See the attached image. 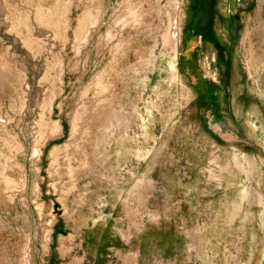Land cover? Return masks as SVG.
<instances>
[{"label": "rangeland", "instance_id": "rangeland-1", "mask_svg": "<svg viewBox=\"0 0 264 264\" xmlns=\"http://www.w3.org/2000/svg\"><path fill=\"white\" fill-rule=\"evenodd\" d=\"M180 2L174 13L168 0H104L76 56L77 25L100 0H0V264H264V142L241 127L264 129V0ZM128 10L137 28L100 43ZM174 14L176 69L157 61L125 77L139 61L125 41L146 36L159 60ZM238 90L249 125L228 111ZM109 110L127 122L96 147ZM53 121L63 134L51 136Z\"/></svg>", "mask_w": 264, "mask_h": 264}, {"label": "bare ground", "instance_id": "bare-ground-1", "mask_svg": "<svg viewBox=\"0 0 264 264\" xmlns=\"http://www.w3.org/2000/svg\"><path fill=\"white\" fill-rule=\"evenodd\" d=\"M94 1L97 2L99 0H94ZM175 1L176 0H168V6L172 9V11H174V13L176 12L175 11L176 9L180 10V6H178L177 8L175 7V9H174V2ZM180 1L181 0H179V3H181ZM103 2H104V0H100V4H98V6L95 7V8H98V11H96V15L95 16H90L89 20H85V21L88 22V26H89L88 28L85 29L86 26L84 27L83 25H81V22L79 23V25H77L75 33L77 34L76 36H78V40H77V42L75 44V47L73 49L74 53L76 54V56H78L80 54L81 50L84 47H86V46H88L90 44V40L92 38L93 31L95 29L99 28V26L101 25L100 18L102 17V15L104 13ZM71 9H72V7H71ZM52 11L56 12L55 10H52ZM127 12L128 13H126V15H127L128 18H124V19L122 18L123 20H120L121 22L117 21L118 19H114L111 22V24L108 25V27L106 28V31L101 36L100 43L102 42V44H105V45H108L109 43L112 44L113 39L116 37L115 36V34H116V30L115 29L117 28L116 26H118V29L120 30V32H122L125 28H132V29H136L137 28L136 26H138L140 24V22H141L140 15L136 14L135 12H133L131 10H128ZM71 14H72V10L71 11L70 10H65L64 11V15H62V17H63L62 21L64 23L65 30L71 29ZM87 16H89V15H87ZM57 18H58V16H57ZM173 19H174V21H176L175 23H172ZM176 19H177V17L174 14L173 17L169 20V23H168L166 29L164 30V33L161 35L162 45H161V50L159 52V54H160V59L159 60H158L159 57H157V58L155 57V52H154V48L156 47L155 44L147 45V41H146L147 37L146 36L143 35V39H142L143 40L142 42L144 43L143 46H141L142 42L140 43L139 42L140 40L139 39H135L134 37H131V38L127 39L125 41V43H124V41L122 40L121 37L119 38L121 41H123L125 46L128 48V51H133L134 54H136L137 60H139L136 64H134L132 66L130 65V66L127 67L126 71H124V76L125 77H126L127 73L129 74L128 75L129 79H132V80L137 78L138 75L142 76L141 74L144 75L145 73L149 72V70L154 66V63L157 62V61L158 62L162 61L163 63H166V66L169 65V69H171V71L176 69V67H175L176 63H174V61H173L174 58H172V56L175 53V51L178 49V43L180 42V40L182 38L181 37V32L178 29V27H179V23L178 22L179 21L177 22ZM141 29H142V27H141ZM145 30L148 31L149 33H151V31H150L151 29L150 28L146 27ZM150 39H151V37H150ZM212 41H213V39H212ZM212 41H204L203 40V43L201 44V48H202V52L205 54V57L209 56L211 53H213L214 54V62H216L215 58L217 59V53L215 52V50H213V48L216 47V46H215V43H213ZM230 56H231L230 57V61L232 62V59H233L232 53H231ZM205 66L206 67L204 69L206 70V72H209L208 71V64H205ZM229 66H230V64H229ZM58 67H59L60 73L62 74L63 73V61H60L58 63ZM164 68H165V66H164ZM122 72L123 71H121V73ZM121 73L120 74L118 73L119 76L121 75ZM101 78L102 77H100V79ZM102 80H97L98 82H97L96 87L99 89V92L104 93V92L107 91V89L104 88ZM213 81L214 82L210 83V90L213 91V93L216 96L214 98L215 99V103H216L217 109H218V111H219V113H220V115H221V117H222V119L224 121L227 118H225L226 115L223 112L224 108L222 107V105L225 106V104H223V102H224L223 99H225V96H224L222 90L220 89L221 80L219 79V81L216 82V77L213 76ZM239 90L236 92V94L234 96H232V94L230 93V101H229V104H228L229 105V108H228L229 110L228 111H229V114H230V116L232 117V119L234 121H235V116H233V115H238L240 117L242 116V118H244V121L246 122V124L249 125L250 121H249V123H247L248 119H247V116H244L243 109H240L241 107L239 108L240 104L242 103V102L240 103L241 100H240V96L238 95ZM110 102L107 101V100L106 101H102L101 102V107L104 106L103 109H107V107L110 104ZM51 106H52V101L49 104L50 111H51ZM226 114H227V112H226ZM251 115L252 114L250 113V116ZM77 119H79L78 118V114L76 115V112H75L70 117V120H69V121H71V125H72L71 126V134H70L71 138L74 137V135L77 132V128H78V125L76 123ZM107 119H110V120H107ZM237 121H235L236 125L238 123ZM126 122H127V119H123L122 118L120 120L119 118L118 119L115 118V114L111 110H109V113H107L104 116V122L103 123H105V124H103L104 125L103 129H104L105 134H100V137L98 138V140L96 142V147L98 145H100L102 142H106L105 140H106V138H108L107 137L108 136L107 131H109L108 130L109 128H110L109 132L113 136V131L118 129L120 126H124L123 124H126ZM242 124H243V122H242ZM241 127H243L242 131H244L246 137L247 136L249 137L250 135H251V137H255L256 134H258V132H259L260 135L258 136V138L263 139V142H264V138H263L264 137V135H263L264 134V129H262L263 127H261V126L253 127V130L250 129L251 131L247 127H245L243 125ZM52 128H53V132L51 133V136H55V135H58V134H63V127L57 121H53L52 122ZM239 130H241V128H239ZM261 135H263V136L261 137ZM233 137H234V139H236L235 136H233ZM124 147H125V145H124ZM32 151H33L32 154H37V152H38L36 149H33ZM103 153H105V152H103ZM133 153H135V152H133ZM97 154H98V152H96V149H93V153H92L93 158L96 157ZM136 154H138V153H136ZM104 159L105 158H103V160ZM99 160H101V159H99Z\"/></svg>", "mask_w": 264, "mask_h": 264}]
</instances>
